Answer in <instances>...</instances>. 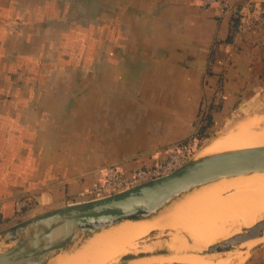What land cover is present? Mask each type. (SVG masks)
<instances>
[{
  "label": "crops",
  "instance_id": "crops-1",
  "mask_svg": "<svg viewBox=\"0 0 264 264\" xmlns=\"http://www.w3.org/2000/svg\"><path fill=\"white\" fill-rule=\"evenodd\" d=\"M234 17L197 0H0V223L73 201L108 165L164 161L203 112L218 128L264 89V22L233 32Z\"/></svg>",
  "mask_w": 264,
  "mask_h": 264
},
{
  "label": "bare ground",
  "instance_id": "bare-ground-1",
  "mask_svg": "<svg viewBox=\"0 0 264 264\" xmlns=\"http://www.w3.org/2000/svg\"><path fill=\"white\" fill-rule=\"evenodd\" d=\"M263 120L252 119L241 123L242 125L233 131L228 130L227 133L212 139L201 154L208 156L264 146V129L258 131V125L264 122ZM263 216L264 173L224 178L193 189L171 202L157 215H149L136 222H124L122 226L82 240L78 250L71 246L73 249L57 254L46 264H108L134 251V241L150 230L163 231L164 228L168 234H174L171 233L172 236L167 237V240L142 246L139 252L151 251L163 244L169 257L160 258L157 262L146 261L145 264H211L214 259L201 256L198 252L219 241L244 234L246 229L256 227ZM147 222L153 224L146 225ZM143 224L144 228H138ZM183 235L189 238V244ZM258 244H264V230L261 237L238 245L232 254V262L241 260L246 250Z\"/></svg>",
  "mask_w": 264,
  "mask_h": 264
},
{
  "label": "water",
  "instance_id": "water-1",
  "mask_svg": "<svg viewBox=\"0 0 264 264\" xmlns=\"http://www.w3.org/2000/svg\"><path fill=\"white\" fill-rule=\"evenodd\" d=\"M256 173H264V146L191 159L165 177L123 192L47 210L0 231V244L13 243L0 251V264H46L69 251L81 236L87 239L123 222L157 215L177 198L208 183ZM263 230L264 217L256 227L207 247L203 254L227 252L261 237Z\"/></svg>",
  "mask_w": 264,
  "mask_h": 264
},
{
  "label": "rangeland",
  "instance_id": "rangeland-1",
  "mask_svg": "<svg viewBox=\"0 0 264 264\" xmlns=\"http://www.w3.org/2000/svg\"><path fill=\"white\" fill-rule=\"evenodd\" d=\"M251 96H252V98L249 101H244V102L240 101V104L238 105L239 107H236L235 110L228 117L225 118V120L221 123V125L218 126V128L215 130V132L213 133L212 136H210V137H208L202 141H198L197 146L195 148V151L189 160L199 159L201 157H204L201 154V151L203 150V148L212 139L220 136L221 134L227 133L228 130L233 131L239 125H242V124H244V123H246L252 119H259V118H261L262 120L264 119V89H262V90L258 89L256 92H253V94ZM263 124H264V122H260V124L258 125L259 126L258 131H261L262 129H264ZM166 157H168V154ZM158 163H160V162H158ZM183 165H181V166H183ZM70 204H75V202L74 201H69V203L65 202L60 207L70 205ZM57 208H59V207H57ZM43 210H44L43 208L39 207L38 203H36V202L34 203L33 200H30V201L28 200L25 202V204H23V206H19L10 218L6 219L3 223H0V231L7 229L11 226H14V225H16L22 221H25V220L33 217V216H36L40 213H43ZM123 224H125V223L123 222V223H121L117 226H113L109 229L117 228L119 226H122ZM148 224H153V223L147 222L146 225H148ZM143 226H145V225L144 224L139 225L138 228H144ZM106 230H108V229H106ZM103 231H105V230H103ZM171 233L172 232H170V234H168V232L165 228L163 229V231H162V229L150 230L149 232L146 233V235H144L143 237L138 238L137 240L134 241L133 246L136 245V247H134V251L136 253L134 251H131L125 255L120 256L119 258H117L116 260H114L108 264H145L146 261L157 262L160 258L162 259L164 257H169V254L167 252V248L163 244L154 248L151 251H146V252L144 250L142 252H139V251L142 250V246H144V245L147 246L150 244H156L160 241L167 240L169 238V236H172V234H174V233H172V234ZM183 237H184V239H186L185 241H187V243L189 244L190 243V240L188 241L189 238L186 235H183ZM82 240L83 241L86 240L84 236L79 237L76 240V242L77 241L78 242L77 243L75 242L72 245V247L74 248V246H75L77 248L76 250H78V248H80L82 245L81 244L83 242ZM219 242H222V241H219ZM11 244L10 245L9 244L8 245L0 244V251L7 249V247L8 248L11 247L12 246ZM1 245H2V247H1ZM4 245H5V247H4ZM237 246L238 245H234L229 251L222 252V253H212L209 255L203 254L207 248L204 251H200L198 253L201 256H205V257H208L210 259L211 258L214 259L215 261H213L211 264H219V263L220 264H230V262L231 263L237 262V261L232 262V260H231L232 254L236 251L235 249ZM72 247L70 249H73ZM132 253H133V255H132ZM162 253H164V255ZM244 253H245V255L242 256L244 258L241 257V260L238 259V262L235 264H264V244H258L254 247H251L249 250H246ZM159 256H162V257H159ZM153 259L155 261H152ZM175 264H180V263H175Z\"/></svg>",
  "mask_w": 264,
  "mask_h": 264
},
{
  "label": "built area",
  "instance_id": "built-area-1",
  "mask_svg": "<svg viewBox=\"0 0 264 264\" xmlns=\"http://www.w3.org/2000/svg\"><path fill=\"white\" fill-rule=\"evenodd\" d=\"M200 7H216L222 13H232L238 19V30L252 29L264 22V4L229 5L220 0H197ZM242 0H236L240 2ZM195 131L188 138L170 147L166 160L149 167L136 169L132 175L125 176L114 165H108L96 173L97 183L80 192L75 203H82L101 199L128 190L143 183L165 177L181 167L193 155L198 143ZM178 156V157H177Z\"/></svg>",
  "mask_w": 264,
  "mask_h": 264
},
{
  "label": "trees",
  "instance_id": "trees-1",
  "mask_svg": "<svg viewBox=\"0 0 264 264\" xmlns=\"http://www.w3.org/2000/svg\"><path fill=\"white\" fill-rule=\"evenodd\" d=\"M233 29L232 31L234 32L235 29L237 28L238 25V19L237 17L233 18ZM212 108V107H210ZM196 125L194 126L195 128V135L199 141H202L210 136L213 135L215 130L217 129V124L214 121V118L212 117L211 109L206 110L203 112L197 122L195 123Z\"/></svg>",
  "mask_w": 264,
  "mask_h": 264
}]
</instances>
